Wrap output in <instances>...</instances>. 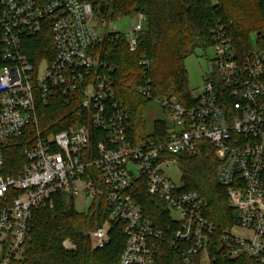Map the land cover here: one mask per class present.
Wrapping results in <instances>:
<instances>
[{
	"label": "built area",
	"instance_id": "2783aa9c",
	"mask_svg": "<svg viewBox=\"0 0 264 264\" xmlns=\"http://www.w3.org/2000/svg\"><path fill=\"white\" fill-rule=\"evenodd\" d=\"M99 17L95 0H0V264L23 258L34 210L58 193L102 205L104 222L85 229L95 248L109 243L114 222L122 224L126 244L118 264H155V241L162 239L184 264H199L195 258L215 226L203 215L200 195L182 191L168 170L180 169L178 155L194 152L201 140L215 146L218 181L236 214L235 224L222 229L224 247L232 257L264 264V46L241 53L225 26H215V56L198 102L155 99L166 139L136 144L114 89V67L95 53L116 32L102 33ZM136 18L133 29L122 32L131 51L146 26L143 13ZM138 91L151 96L146 86ZM56 98L79 102L86 123L43 128L38 109ZM29 132L26 163L17 174L7 173L5 146ZM138 183L171 211L167 238L136 202ZM64 244L76 247L71 240Z\"/></svg>",
	"mask_w": 264,
	"mask_h": 264
},
{
	"label": "trees",
	"instance_id": "16d2710c",
	"mask_svg": "<svg viewBox=\"0 0 264 264\" xmlns=\"http://www.w3.org/2000/svg\"><path fill=\"white\" fill-rule=\"evenodd\" d=\"M95 5L103 17L121 18L139 13L146 16L136 50H130L120 31L108 33L95 48L101 60L114 67L111 74L114 89L125 105L129 137L136 144L166 139V125L161 120L156 121L154 134L147 132L145 112L149 102L169 97H176L185 106L198 102L189 86L185 61L198 47L212 45L215 26H225L226 34L241 53L252 48V34H257V44L264 46V0H95ZM102 5L104 13L100 10ZM145 86L151 92L150 97L138 91ZM38 111L41 126L51 131L78 127L88 119L79 102L67 103L60 98L40 106ZM32 140V132L9 140L4 148L7 173L17 174L24 166V150ZM177 158L182 171V191L200 195L203 215L215 226L204 251L210 264H260L247 255L232 257L227 246L221 249L222 229L235 224L236 214L228 204L225 187L218 181L219 161L214 144L201 140L194 152H183ZM132 193L146 216L167 238L172 214L166 204L148 194L144 183L134 185ZM104 220L101 204L94 201L88 211H79L73 198L58 193L52 203L34 210L24 256L16 264H118L126 244L121 223L114 222L110 241L103 248H95L85 234L86 228H96ZM66 240L76 247L68 249ZM204 252L195 258L198 263ZM154 259L155 264H184L182 255L166 239L155 241Z\"/></svg>",
	"mask_w": 264,
	"mask_h": 264
},
{
	"label": "rangeland",
	"instance_id": "374dc122",
	"mask_svg": "<svg viewBox=\"0 0 264 264\" xmlns=\"http://www.w3.org/2000/svg\"><path fill=\"white\" fill-rule=\"evenodd\" d=\"M136 16H126L121 18H111L100 16L96 19L95 24L98 25L102 33H108L112 31L129 32L133 29L137 23ZM252 45H257V34L251 35ZM215 56V49L212 46L201 48L198 47L192 55H190L186 61L185 66L188 71L189 86L194 96H199L203 92L204 76L210 70V61ZM44 69V65L41 66V70ZM1 71V67H0ZM155 104V103H154ZM154 106L151 105L149 111L152 117L161 118L163 116L162 109L157 106L156 111H153ZM150 116V115H149ZM150 116V118H151ZM149 124V122H148ZM151 125V123L149 124ZM173 181L177 185L182 184V171L177 167L170 168L168 170ZM92 200L83 196L75 200V206L79 211H88L91 207ZM237 233H243L242 229H236ZM199 264H210L207 253H203L202 259Z\"/></svg>",
	"mask_w": 264,
	"mask_h": 264
},
{
	"label": "crops",
	"instance_id": "0c3cea01",
	"mask_svg": "<svg viewBox=\"0 0 264 264\" xmlns=\"http://www.w3.org/2000/svg\"><path fill=\"white\" fill-rule=\"evenodd\" d=\"M151 105L154 106V108H153V111L154 112L157 109L158 104L156 103V101L149 102L148 107H147V110L145 112V119H146L147 132L149 134H154V132H155V123H156L157 120H160V118L155 117V116L154 117L151 116L150 111H149ZM149 115L151 116V118H150ZM148 122H149V124L151 123V125H149Z\"/></svg>",
	"mask_w": 264,
	"mask_h": 264
},
{
	"label": "water",
	"instance_id": "95a60500",
	"mask_svg": "<svg viewBox=\"0 0 264 264\" xmlns=\"http://www.w3.org/2000/svg\"><path fill=\"white\" fill-rule=\"evenodd\" d=\"M100 10H101V13H104V12H105V5H102V6L100 7ZM222 248H224V243L222 244L221 249H222Z\"/></svg>",
	"mask_w": 264,
	"mask_h": 264
}]
</instances>
